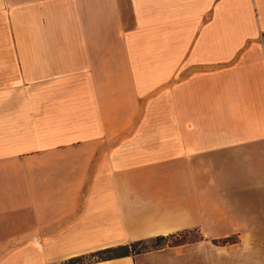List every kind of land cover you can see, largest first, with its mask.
<instances>
[{
    "label": "crops",
    "instance_id": "crops-1",
    "mask_svg": "<svg viewBox=\"0 0 264 264\" xmlns=\"http://www.w3.org/2000/svg\"><path fill=\"white\" fill-rule=\"evenodd\" d=\"M79 255L264 264V0H0V264Z\"/></svg>",
    "mask_w": 264,
    "mask_h": 264
},
{
    "label": "trees",
    "instance_id": "trees-1",
    "mask_svg": "<svg viewBox=\"0 0 264 264\" xmlns=\"http://www.w3.org/2000/svg\"><path fill=\"white\" fill-rule=\"evenodd\" d=\"M169 235H171V234H169ZM165 236L166 235H157L154 238L161 239V238H164ZM142 241L143 240H139V241H134V242H130V243H124V244H120V245H116V246H108V247L96 250L95 252L91 253L90 256L98 257V258H105V257H109V256H114V255H123V254H127V253H130V252H137V251H140L142 248L141 249H135V248H133V245L135 243L142 242ZM179 242H182V241H175V242H172V243H179ZM159 245L160 244H157L156 246H159ZM89 257L83 256V255L82 256L81 255L76 256V257H74V258L69 260V264H74V263H77V262H81L84 259H88Z\"/></svg>",
    "mask_w": 264,
    "mask_h": 264
},
{
    "label": "rangeland",
    "instance_id": "rangeland-1",
    "mask_svg": "<svg viewBox=\"0 0 264 264\" xmlns=\"http://www.w3.org/2000/svg\"><path fill=\"white\" fill-rule=\"evenodd\" d=\"M197 235L198 233L196 230H181L171 235H166L164 238H161V239H156L154 237L145 239L142 242L135 243L133 245V248L135 249L149 248L152 246H156L157 244L162 245L166 243H172L175 241H184L187 239L195 238Z\"/></svg>",
    "mask_w": 264,
    "mask_h": 264
}]
</instances>
